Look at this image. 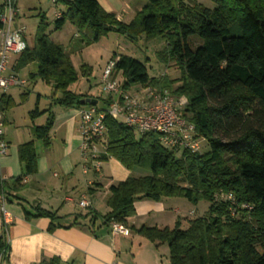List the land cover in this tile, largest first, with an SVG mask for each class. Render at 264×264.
Masks as SVG:
<instances>
[{"label": "trees", "instance_id": "trees-1", "mask_svg": "<svg viewBox=\"0 0 264 264\" xmlns=\"http://www.w3.org/2000/svg\"><path fill=\"white\" fill-rule=\"evenodd\" d=\"M211 1L215 9L183 0H147L135 19L125 24L115 13L105 11L99 0H58L63 16L55 20V27L60 30L69 22L79 32L90 28L93 42L111 31L133 42L163 39L167 46L162 59L179 66L183 72L180 79L167 75L151 78L145 64L124 54L113 59H117L114 75L120 74L123 90L152 87L185 97L187 103L180 115L208 145V150L197 153L170 149L158 135H140L107 117L102 161L115 159L128 171L140 168L150 175L133 174L109 188V211L101 226L122 224L157 247L167 244L170 264H264V0ZM40 17L35 46H28L18 57L16 69L36 64L37 73L30 78L54 86L55 101L65 109L93 106L86 103L91 96L70 90L82 77L90 76V69L81 66L80 72L76 70L65 49L45 34V18ZM194 35L203 41L196 50L188 43ZM94 100L98 101L96 106L111 103L101 97ZM15 105L7 95L0 99L4 113ZM45 114L46 124L32 132L49 148L55 119L52 108L40 111L36 107L31 118ZM18 155L23 173L14 180L13 190L21 191L23 178L38 172L34 141L19 146ZM5 185L0 180L2 195ZM220 193L232 195L236 205L218 200ZM172 198L194 205L208 202L210 207L205 217L191 220L186 230L181 229V221L174 228L129 227L128 219L136 216V201ZM89 217L91 224L98 220L94 212L89 211L84 218ZM32 218L50 219V232L63 227L55 213L40 207L34 215L26 214V219ZM90 228L96 229L95 223ZM9 253L4 235L0 238L1 259L7 261ZM42 264H60V260L53 258Z\"/></svg>", "mask_w": 264, "mask_h": 264}, {"label": "crops", "instance_id": "crops-1", "mask_svg": "<svg viewBox=\"0 0 264 264\" xmlns=\"http://www.w3.org/2000/svg\"><path fill=\"white\" fill-rule=\"evenodd\" d=\"M2 2L3 0L0 5ZM99 4L105 11L115 13L117 16L125 5L122 0H99ZM19 17L20 13L17 21ZM122 18L119 20L123 22ZM76 37L79 35L76 34ZM17 59L18 57L12 65L15 69ZM25 68L16 70L20 75ZM87 77L89 76L84 78ZM88 95L92 100L99 97L91 92ZM7 96L15 102L11 94L7 93ZM39 101L40 95L37 99V102ZM10 111L4 113V138L9 145V151L7 155L0 156V180L6 183L4 195L0 194V238L4 235L8 238L10 253L7 261L0 257V264H42L43 261L53 258H58L60 264H139L136 259L138 252L139 257L148 264H157L158 256L153 247L147 245V240L133 231L129 236L114 235L112 227L101 226L102 217L99 216L93 199L97 194L109 192L112 185L125 181L134 172L125 169L115 159L103 163L101 174L83 172L79 148L81 129L78 111L63 107L58 112L53 111L55 119L50 133L49 148L40 140V142L32 140L35 125L27 129V134L16 128L8 129L14 121L9 116ZM30 141H34L36 146L38 172L34 176L24 177L20 183L25 185L24 189L16 191L13 190L14 180L22 177L23 173L18 155L19 146ZM90 189L93 190L92 193H89ZM2 196H5V209L7 210L8 203L10 210L7 211L12 216V221L7 227H4L2 215ZM83 197H87L91 202L90 210L79 207ZM174 205L170 199L160 202L138 200L135 202L136 216L128 219L129 227L140 228L143 225H150L161 229L171 228L175 224L171 214L179 213V208H174ZM36 207L55 213L58 217L57 223L63 227L50 232V219H26L27 213L35 214ZM89 211L94 212L98 219L93 224L90 217L84 218ZM147 221L155 224H148ZM94 223L96 229H91L90 226ZM136 247L139 250L144 249L136 251Z\"/></svg>", "mask_w": 264, "mask_h": 264}, {"label": "rangeland", "instance_id": "rangeland-1", "mask_svg": "<svg viewBox=\"0 0 264 264\" xmlns=\"http://www.w3.org/2000/svg\"><path fill=\"white\" fill-rule=\"evenodd\" d=\"M2 0H0L1 2ZM124 9L119 11L120 17H123L125 24H130L136 17L138 11H140L147 3V0H122ZM187 4H202L209 9H215L216 4L211 0H183ZM59 8L63 9V6L59 3ZM19 13L20 17L17 21V26H25V36L27 43L30 47L35 46L37 29L40 24L41 15L45 18L46 29L45 34L49 35L50 39L60 44L65 51L70 55L73 64L78 72H80L81 66H87L90 69V76L87 78L82 77L77 83L70 87V90L74 93L81 95H88L93 93L99 95L102 98V85L101 75L103 74L107 65L114 61V57L124 54L129 55L143 64L148 69V74L151 78H159L167 75L170 79H180L183 75L182 70L175 62H166L162 59L161 53L166 49V42L163 39H155L153 41H146L144 38L137 42H133L128 36L122 35L116 31H111L106 36L101 37L98 42H93V32L90 28H86L83 32H79L78 28L71 24L66 23L65 26L56 30L55 27V7L51 3V0H20L19 1ZM117 16V15H116ZM117 16L119 19L120 17ZM76 34L79 37H76ZM188 43L193 50H196L203 44L202 39L199 36L194 35L189 38ZM16 62V57L11 58V67ZM37 65L31 64L21 71V78L26 79L27 84L24 87L12 88L8 93L15 98V106L11 109L9 116L14 119L11 124V128L22 131L27 134L29 127L44 126L46 124L47 116L42 115L37 118H31V112L36 107L40 111H45L52 108V111L58 112L61 108L55 101V88L43 82L40 79L32 80L31 74L37 73ZM117 80L122 82L120 74L117 76ZM138 89L140 86H135ZM135 89V90H136ZM158 89V88H157ZM161 90V89H160ZM176 100L185 97H178L171 91L167 90ZM21 94H27V98L23 99ZM40 95V101L37 102ZM186 99V98H185ZM101 106V104H100ZM184 108V107H183ZM182 108V109H183ZM182 109H179L180 111ZM179 111V113H180ZM36 142L39 140L32 138ZM200 148L202 151L208 150L206 141L200 139ZM136 177L148 176L150 173L146 170L137 168L134 171ZM110 197L109 192H103L97 194L94 201V206L99 213V216L103 218L105 212L109 209L107 207V201ZM175 204L173 207L179 208V213L171 214L174 217L175 224L177 221H181V229L186 230L189 227V222L194 219L203 218L207 215L210 204L208 202H201L194 205L182 198L170 199ZM7 210H10V206L6 203ZM82 209V208H81ZM84 210V209H83ZM90 210V209H88ZM77 211V210H76ZM104 214V215H103ZM150 224L152 221H147ZM154 222V221H153ZM155 224V223H151ZM172 225L171 228H174ZM150 227V225H147ZM147 243V242H146ZM147 245L155 251L158 256L157 264H170L169 259V247L167 244H163L157 247L156 243L149 242ZM144 248H140L143 250ZM136 247V251H140ZM136 253V259L139 264H148L147 261L142 260Z\"/></svg>", "mask_w": 264, "mask_h": 264}, {"label": "built area", "instance_id": "built-area-1", "mask_svg": "<svg viewBox=\"0 0 264 264\" xmlns=\"http://www.w3.org/2000/svg\"><path fill=\"white\" fill-rule=\"evenodd\" d=\"M20 0H3L0 11V99L15 87H24L27 81L22 79L11 67V58L19 57L28 47L25 26H17L19 16L18 2ZM55 7V20L63 16L58 0H51ZM117 59L111 61L101 76L102 100L111 101L109 106H86L78 109L81 129L80 153L85 174L102 173V156L105 154L104 145L107 139V117L118 124L133 128L140 135L156 134L161 143L170 149L200 152V139L196 137L194 125L181 117L182 109L187 100H176L167 90L152 87H140L123 90L122 83L114 75ZM136 89V90H135ZM5 115L0 110V156L8 154L9 145L4 138ZM218 200L231 201L236 205L232 195L220 193ZM4 227L10 225L11 214L5 209L4 196L1 198ZM79 207L88 210L91 202L83 197ZM248 208V206H243ZM231 214L236 210L231 207ZM114 235L129 236L130 230L122 224L112 223Z\"/></svg>", "mask_w": 264, "mask_h": 264}, {"label": "water", "instance_id": "water-1", "mask_svg": "<svg viewBox=\"0 0 264 264\" xmlns=\"http://www.w3.org/2000/svg\"><path fill=\"white\" fill-rule=\"evenodd\" d=\"M97 102H98L97 100H91V99L86 100V103H92L94 105L97 104Z\"/></svg>", "mask_w": 264, "mask_h": 264}]
</instances>
